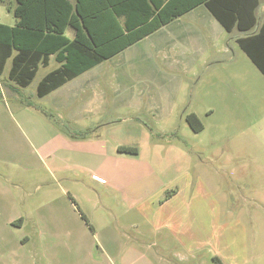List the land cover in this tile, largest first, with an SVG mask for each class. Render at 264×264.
<instances>
[{
    "label": "rangeland",
    "instance_id": "374dc122",
    "mask_svg": "<svg viewBox=\"0 0 264 264\" xmlns=\"http://www.w3.org/2000/svg\"><path fill=\"white\" fill-rule=\"evenodd\" d=\"M16 5L17 0H0V22L16 23ZM258 18L259 21L264 18V10L260 8ZM240 34L236 30H225L202 4L104 60L78 80L93 77L90 84L96 88L89 94L104 95L106 105L101 109V123L120 121L99 125L93 131L67 122V111L53 109L50 96L44 99L37 96L40 79L59 65L54 57L48 66L40 67L29 86L19 87L20 90L15 89L7 75L0 76V89L4 94L0 105L10 106L12 113H17L21 103L26 102L42 108L48 113L46 118H51L56 130L65 136L58 142L63 144L60 154H66V148L73 147L69 154L75 163L93 167L108 178V183L102 182L90 171L78 167L53 175L45 167L22 171L15 165L0 162L1 175H9L13 181L23 179L18 189L10 182L18 196L26 197L23 211L31 217L37 204L65 188L73 195L76 208L86 213L90 224L99 232V221L108 217L99 207L101 203L117 207L116 203L120 202L115 193H111V198L103 195L108 190L107 184L132 186L139 194H144L147 204L159 198L163 202L179 187L195 185L197 191L187 193L186 199L179 196L173 199L192 204L186 205L189 208L185 209L187 224L181 223L175 230V233L196 234L194 239L188 238L186 248L170 228L151 229L139 211L132 210L123 216V208L116 210L122 219L138 223L130 230L145 236L146 243H160L164 247L162 252L157 250L159 246L150 248L154 251L150 258L155 264H264V75L239 46L235 36ZM67 35L72 37L73 31L67 30ZM10 67L11 60L7 65L8 69ZM122 74H127L132 81L117 80ZM127 83L133 88L131 85L126 88ZM125 89L129 93L149 89L158 92L160 97L165 90L166 94L177 95L175 108L170 114L130 108L118 102ZM89 94L84 100L90 98ZM57 100L60 101L59 97ZM74 100L81 103L75 107L82 106L80 97L74 96L73 103ZM191 112L203 124L199 131L187 120ZM91 120L78 121L84 124ZM86 131H92L90 138L105 140L108 151L118 156L127 153L119 150L121 146L137 148L135 153H130L137 163L122 155V163L115 161L117 176L101 172L99 156L83 154V139L77 135ZM6 132L3 134L9 140L6 143L14 150L16 147L22 150L16 131ZM132 163L137 170L130 168ZM148 166L154 170L153 176L147 174ZM146 189L154 191L153 194ZM1 224L0 233L5 230ZM15 229L22 237L39 235L38 226L32 221L22 229ZM94 232L86 227L89 246L90 242L94 244L93 257L87 255L92 252L90 247L85 252V257L89 256L85 258L88 264L98 261ZM160 234H164L161 242ZM36 243L39 244L35 240L25 242L26 252L33 254ZM196 246L199 247L193 249ZM38 254L37 264H49ZM8 259L10 264H20L12 256Z\"/></svg>",
    "mask_w": 264,
    "mask_h": 264
},
{
    "label": "crops",
    "instance_id": "0c3cea01",
    "mask_svg": "<svg viewBox=\"0 0 264 264\" xmlns=\"http://www.w3.org/2000/svg\"><path fill=\"white\" fill-rule=\"evenodd\" d=\"M258 8L264 10V0H259V5L256 10L257 24L254 29L249 32L257 31L264 22V18L259 21ZM192 11H195V8L187 13ZM185 14L181 16H184ZM235 30L241 33L240 35L235 36L236 40L239 36L248 33L239 30L237 27L231 32ZM98 65L68 81L66 84L51 93L43 97L37 96L40 99L50 96L53 109L62 111L63 113L64 110L67 111V122L80 127L90 128L92 131L93 129L96 130L99 128V125L101 126L110 122L120 121L114 119V121L108 123H101L100 114L103 112L101 109L106 105L104 95L101 93L89 94L91 90L96 88L91 87L90 84L93 77H87L82 81L78 80L81 76H85L88 71ZM59 66L60 63L57 67ZM9 69L6 67V71L3 75H7L8 80ZM119 79H130V82L132 81L131 77L129 78L127 74L119 75L117 80ZM130 85H125V87L129 88ZM14 87H16V90H20L15 84ZM70 87L72 95H70ZM131 87L133 88V85H131L130 88ZM65 91H67L69 95L67 92L65 93ZM94 91L97 92L96 90ZM119 91L120 90H117V92ZM129 92L128 89H125L124 91L122 90L120 94V99L122 101L119 100L118 102L122 104L125 103V105L130 106V108L135 107V109L144 111L145 113L167 111L166 113L170 114L175 108L177 95H172L171 93L166 94L167 91L165 90H163V95L161 97L157 94L158 92L149 89ZM88 94L90 95V98L84 100V97ZM3 95L2 91V96H0V98L3 97ZM74 96H76V98H81V101L83 102L82 106L75 107V104H78V101L80 100H74L75 102L73 103ZM58 97L60 101L57 100ZM115 97L117 98L118 95H115ZM21 104L22 105H20L16 111L17 113L10 112L9 110H11V108L8 105L6 107L0 105V162L15 165L21 168L22 171H38L41 167H45L47 171L53 175H55L56 172L73 170L75 167H78L82 170L85 169L90 171L93 173L92 175L99 178L100 181L108 183V178H106L103 173L100 174L93 167L80 165L73 161L72 154H69V152L73 150V147H67V153L60 154V152H63V144L60 145L58 142L61 141V138H63L64 135L56 130L57 128L55 127L54 121H52L51 118H46V115L41 111L32 106H27L26 104H29V102ZM73 106L75 108H73ZM117 107L119 106L117 105ZM83 119L92 120L91 122L85 121L86 123L84 124L79 123L80 121L78 120L83 121ZM9 129H12L14 132L16 131V137L20 139V143H22V150H19L18 147L14 150L9 146L10 143H6V141L9 140L7 136L5 137L3 134L4 132L7 133L6 131ZM82 143L84 145L83 154L86 157L98 155L101 172L107 171L111 176H117V171L115 170L117 168V163H122L124 160L122 155L128 157L126 159H129L130 162L134 157V155L130 153L120 154L119 156L118 154L110 153L107 145L105 146V140L102 138H84ZM134 159L132 162L137 163ZM133 163L130 168H135L134 170H137ZM148 169L150 172L147 174L153 176L155 174L154 170H151L150 166H148ZM132 173H134L133 170ZM4 177L5 176L0 174V222L5 229L4 232L0 233V264H10L8 258L11 256L20 264L31 261H33L32 264H37L38 259L36 256L39 255L38 253H40L42 257L44 256L49 264H88L85 258L89 256L93 257L94 244L90 242L89 246L86 227L92 232L95 231L96 243L98 244L96 250L98 261H96L95 264H155L153 259L150 258L154 253L150 248L152 246H159V249L157 250L162 252L164 247L160 245V243H146L147 239L145 236H139L140 233L130 230L131 227H137L138 223L134 220L126 221L122 219L121 215L116 210L117 208H123V216L129 215L132 210L139 211L146 224L150 225L153 230L170 228V231L174 232V235L179 241H182L181 243L184 248H186L188 238L191 240L196 237V234L193 233H175L179 224L183 223L184 226L187 224L188 218L185 216L187 214L185 209H189L186 205L192 206V204L182 203V200L186 199L187 193H195V191H197V186L195 185L179 187L178 190H175L173 195L165 201L162 202L160 198L156 200L152 199L151 202L147 204L145 202L144 194H139V191L137 189L135 190L132 186L121 187L113 183H110V185L107 184L105 187L108 190L105 191L103 195L111 198V193H115L117 194L116 197L120 199V202L116 203L117 207H112L106 202L101 203L99 207L105 210L104 214L108 217L99 221L100 231L97 232L96 229H94V226L90 224L91 220L86 213H83L76 208L73 195H71L70 191H67L65 188L62 189L61 193L55 194L37 204L33 212L34 214H31L30 217V214L25 213L22 207L26 197L21 198L18 196L16 190L12 187L13 184L15 189L20 188L23 179L13 181L9 175H6L7 179ZM147 191L151 194L154 192H151L149 189H146V192ZM176 196H179L182 200L174 202L173 199ZM193 212L194 211H192V214ZM28 221H32L35 226H38L36 231H39V235L37 233L36 236H31L30 238L29 235L22 237L17 234L15 228L22 229ZM96 232L98 235H96ZM163 238L164 234H160V242L163 241ZM30 240L39 242V244L36 243V251L33 252V254L26 252L25 242ZM89 247L92 252L87 253L89 256L85 257V252L89 250ZM198 247H193V249ZM34 258L36 260H34Z\"/></svg>",
    "mask_w": 264,
    "mask_h": 264
},
{
    "label": "trees",
    "instance_id": "16d2710c",
    "mask_svg": "<svg viewBox=\"0 0 264 264\" xmlns=\"http://www.w3.org/2000/svg\"><path fill=\"white\" fill-rule=\"evenodd\" d=\"M201 4L227 31L237 27L248 32L237 41L264 75V22L249 32L257 24L259 0H17L16 23L0 22V76L11 60L9 80L27 87L54 57L60 66L37 86V95L43 97ZM68 29L73 37L67 35ZM26 105L48 116L33 102ZM187 120L194 130L203 128L194 112ZM77 136L92 137L91 131ZM119 150L135 153L137 148L121 146Z\"/></svg>",
    "mask_w": 264,
    "mask_h": 264
}]
</instances>
